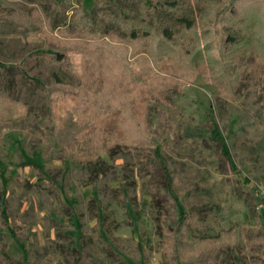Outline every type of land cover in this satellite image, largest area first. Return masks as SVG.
<instances>
[{
  "label": "rangeland",
  "instance_id": "rangeland-1",
  "mask_svg": "<svg viewBox=\"0 0 264 264\" xmlns=\"http://www.w3.org/2000/svg\"><path fill=\"white\" fill-rule=\"evenodd\" d=\"M111 1L130 17L137 9L127 0H104L103 7ZM96 3L0 0V14L28 19L20 25L0 18V92L30 108L24 119L0 126V264H119L98 238V225L127 264H164L160 219L174 226L182 211L198 237L241 226L246 256H205L199 264H264V248L251 239L264 222V72L253 57L235 99L200 74L151 101L153 144L103 153L91 163L65 152L82 127L71 110L56 120L52 91L66 88L58 80L77 88L80 76L49 53L79 62L55 38L92 41L73 25L79 6L92 18ZM99 27L100 35L124 37L107 16ZM167 123L174 142H166ZM159 155L176 206L159 205L153 194L166 180Z\"/></svg>",
  "mask_w": 264,
  "mask_h": 264
},
{
  "label": "trees",
  "instance_id": "trees-1",
  "mask_svg": "<svg viewBox=\"0 0 264 264\" xmlns=\"http://www.w3.org/2000/svg\"><path fill=\"white\" fill-rule=\"evenodd\" d=\"M192 1L199 2L197 8ZM96 2L92 18L84 6H79L73 25L84 29V37L92 41L55 38L79 56V62L63 53H49L54 61L68 63L80 76L79 86L73 89L58 80V85L67 89L52 91L51 114L62 122L67 110L74 113L82 130L65 152L79 156L84 163L97 160L103 153H126L153 144L151 101L167 98L183 81H195L205 74L208 82L221 86V93L235 99L250 57L256 69L264 72V0H127L137 8L132 17L113 1L105 7L104 0ZM103 16L117 25L124 37L100 35ZM0 18L20 25L28 20L16 13L0 14ZM67 29L70 26L65 24ZM29 112L27 105L0 92V126L22 120ZM165 129L166 142H174L173 126L167 123ZM223 152L234 166L225 147ZM159 159L166 180L152 187L153 194L159 198V205L176 206L166 161L161 155ZM240 227L234 224L217 236L198 237L185 211L180 212L174 226L160 219L165 238L163 262L199 264L205 256L221 258L235 251L246 256ZM96 230L119 264H127L101 236L99 225ZM251 239L264 248V222L259 223Z\"/></svg>",
  "mask_w": 264,
  "mask_h": 264
},
{
  "label": "built area",
  "instance_id": "built-area-1",
  "mask_svg": "<svg viewBox=\"0 0 264 264\" xmlns=\"http://www.w3.org/2000/svg\"><path fill=\"white\" fill-rule=\"evenodd\" d=\"M261 209L264 211V191L261 196V204H260Z\"/></svg>",
  "mask_w": 264,
  "mask_h": 264
}]
</instances>
